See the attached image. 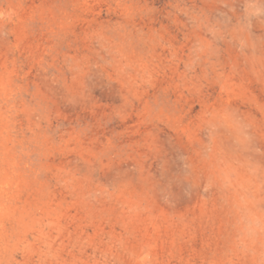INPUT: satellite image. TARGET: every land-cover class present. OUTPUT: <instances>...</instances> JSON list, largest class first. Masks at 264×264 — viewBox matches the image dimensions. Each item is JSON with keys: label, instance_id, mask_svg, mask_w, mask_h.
<instances>
[{"label": "rangeland", "instance_id": "374dc122", "mask_svg": "<svg viewBox=\"0 0 264 264\" xmlns=\"http://www.w3.org/2000/svg\"><path fill=\"white\" fill-rule=\"evenodd\" d=\"M0 264H264V0H0Z\"/></svg>", "mask_w": 264, "mask_h": 264}]
</instances>
